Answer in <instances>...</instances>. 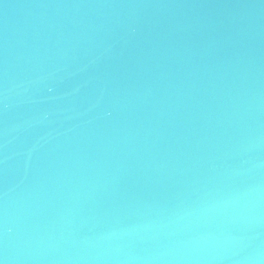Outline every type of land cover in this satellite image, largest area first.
Wrapping results in <instances>:
<instances>
[{
    "label": "water",
    "instance_id": "1",
    "mask_svg": "<svg viewBox=\"0 0 264 264\" xmlns=\"http://www.w3.org/2000/svg\"><path fill=\"white\" fill-rule=\"evenodd\" d=\"M0 264H264V0H0Z\"/></svg>",
    "mask_w": 264,
    "mask_h": 264
}]
</instances>
